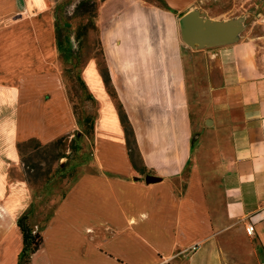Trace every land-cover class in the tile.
<instances>
[{
  "label": "crops",
  "instance_id": "crops-1",
  "mask_svg": "<svg viewBox=\"0 0 264 264\" xmlns=\"http://www.w3.org/2000/svg\"><path fill=\"white\" fill-rule=\"evenodd\" d=\"M54 3L0 0V264H18L24 215L43 237L30 264H264V0L101 2L115 98L96 72L109 118L93 113L82 69L90 136L59 61ZM190 12L240 22L238 39L186 43ZM81 135L87 157L57 163L74 172L65 191L29 184L20 144Z\"/></svg>",
  "mask_w": 264,
  "mask_h": 264
},
{
  "label": "rangeland",
  "instance_id": "rangeland-1",
  "mask_svg": "<svg viewBox=\"0 0 264 264\" xmlns=\"http://www.w3.org/2000/svg\"><path fill=\"white\" fill-rule=\"evenodd\" d=\"M80 0H55L53 11L55 14V26H56V37L58 39V49H59V61L64 67L67 82L69 85V93L74 106L78 107L79 112L87 114L86 108L87 104L92 106L93 102H88L86 100L87 93L82 91L80 87L76 86V90H73L72 86H75L77 83V76L79 73L84 71V78L88 85H90V91L96 96L98 100V106L93 110V113L98 111L100 118L101 115H104L106 118H109L107 114L108 108L104 104L103 95L105 96L106 91L103 87L96 86V77L102 74L98 72L97 64L101 68H105V61L103 58V50L101 39L98 36V27L95 23L96 19L91 17H77L75 12V7ZM98 6L104 0H96ZM159 1V0H158ZM94 20V21H93ZM90 22L93 25H96V30L90 25ZM80 25L82 26L80 29ZM84 25L88 26L87 34L79 33L85 32L83 28ZM89 61L95 63V67L91 64H88ZM87 66V67H86ZM97 72V73H96ZM103 78V77H102ZM103 97V98H102ZM95 107V106H94ZM97 109V110H96ZM106 118L104 120H106ZM102 119V118H101ZM100 119V121H101ZM71 140L69 138L65 143L60 146L56 153L60 154L68 159L70 164L72 161L79 158H85L88 155V151L82 145L83 137L76 138L75 143L71 147ZM35 151L31 147L25 148V159H30L34 156ZM36 160V159H35ZM60 160H51L48 164H43V171L48 173L44 178L39 179L38 183H34L35 188H46L49 190L59 189L65 191L67 188V183L74 176V172L69 167H64L63 169L57 167V163ZM36 182V181H35ZM48 183V185H46ZM38 263V260L36 261Z\"/></svg>",
  "mask_w": 264,
  "mask_h": 264
},
{
  "label": "trees",
  "instance_id": "trees-1",
  "mask_svg": "<svg viewBox=\"0 0 264 264\" xmlns=\"http://www.w3.org/2000/svg\"><path fill=\"white\" fill-rule=\"evenodd\" d=\"M155 1L159 2L160 0L159 1L155 0ZM98 8L99 6L96 0H80L77 6L75 7L74 14L79 18L88 16L91 17L92 19H96L98 14ZM92 23L94 22H90V25L93 27L94 30H96L97 29L96 25L95 24L93 25ZM81 27L82 26L80 25L79 29ZM83 28L85 29V32H79V33L87 34L88 26L84 25ZM101 74L109 94L111 95V97L115 98V94L111 90V80L106 67L101 68ZM76 86L80 87L82 91H85L87 93L86 96L87 101L93 100V97H91V95L87 91V86L81 77V73H79L77 76L76 85L72 86L73 90H76L75 89ZM74 111L79 116L81 123L83 124L85 134L90 136L93 132V118L88 116L84 112L80 113L76 105L74 106ZM120 119L125 130L126 144H127L130 160L132 162L133 167L136 170H140L139 169L140 157L138 154L137 146L135 144L134 133L127 118V115L122 110H120ZM68 139H69L68 136L63 137L58 141L47 145L41 144L36 139H31L19 145V149L22 154V161L25 168L27 181L29 182V184L34 186V183H38L39 179L44 178L48 173H50V169L47 170V172L43 171L44 163L48 164L51 160H61L62 158H64L63 156H60V154L56 153V151ZM75 141H76L75 139L71 140V147L73 146ZM26 147H31L35 151L34 156L30 159H25ZM17 224L23 236V249L19 257L18 264H30L32 256L40 249V247L43 244V237L40 232L34 229L27 215L22 216L18 220Z\"/></svg>",
  "mask_w": 264,
  "mask_h": 264
},
{
  "label": "water",
  "instance_id": "water-1",
  "mask_svg": "<svg viewBox=\"0 0 264 264\" xmlns=\"http://www.w3.org/2000/svg\"><path fill=\"white\" fill-rule=\"evenodd\" d=\"M240 22L215 24L203 19L197 12H190L180 20V29L183 40L194 46L212 47L218 44L234 42L238 39L241 30ZM154 178L148 176L147 183H153Z\"/></svg>",
  "mask_w": 264,
  "mask_h": 264
},
{
  "label": "built area",
  "instance_id": "built-area-1",
  "mask_svg": "<svg viewBox=\"0 0 264 264\" xmlns=\"http://www.w3.org/2000/svg\"><path fill=\"white\" fill-rule=\"evenodd\" d=\"M247 233H248L249 235H252L253 231H252V228H251V227L247 229Z\"/></svg>",
  "mask_w": 264,
  "mask_h": 264
}]
</instances>
